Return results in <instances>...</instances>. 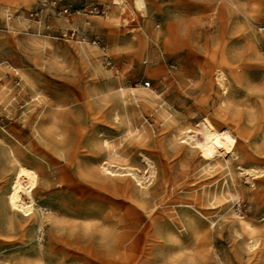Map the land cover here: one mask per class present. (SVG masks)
Wrapping results in <instances>:
<instances>
[{
  "label": "rangeland",
  "instance_id": "obj_1",
  "mask_svg": "<svg viewBox=\"0 0 264 264\" xmlns=\"http://www.w3.org/2000/svg\"><path fill=\"white\" fill-rule=\"evenodd\" d=\"M63 1L72 10L86 3L101 7L104 14L91 19V31L106 56L95 46L61 36L79 28L82 16H48L53 29L45 34L27 15L38 0H0V264H41L32 252H42L44 264H101L77 253L78 241L104 259L111 255L107 227H100L98 219L85 220L100 209L69 188L99 182L106 162L111 169L148 178L146 198L178 202L167 207L173 212L164 213L165 232L157 235L152 264H264V204L254 199L253 177L239 173L237 158L231 171L209 167L193 148L181 141L172 144L166 124L133 112L141 105L139 92L151 90L159 96L155 108L180 128L204 117L222 124L215 81L222 72L228 78V106L237 103L243 116L247 104L256 106L248 148L253 154L264 152V0H143L137 15L132 0H122L131 9L114 0ZM216 52L238 66V83L207 55ZM145 82L152 87L146 89ZM122 90L128 114L113 105V96ZM116 113L121 123L114 120ZM10 149L39 173L35 198L45 216L40 240L37 223L9 213L4 204L13 173ZM235 151L241 153L239 145ZM244 167L264 169V164ZM125 177L135 183L131 174ZM197 199L203 214L185 205ZM170 213L197 216L199 229L181 230ZM240 222H249L258 234L250 235ZM28 225L33 227L24 234L22 227ZM252 240L258 242L255 250L248 248Z\"/></svg>",
  "mask_w": 264,
  "mask_h": 264
},
{
  "label": "bare ground",
  "instance_id": "obj_2",
  "mask_svg": "<svg viewBox=\"0 0 264 264\" xmlns=\"http://www.w3.org/2000/svg\"><path fill=\"white\" fill-rule=\"evenodd\" d=\"M113 4L116 6L125 5V7L127 6L131 9V6L124 3L122 0H114ZM132 6L133 14L137 15V13L141 12L144 8V1L132 0ZM122 11L124 13L127 12L125 8H122ZM173 32L175 33V31ZM207 55L212 62L226 67L230 78L237 83L239 82L238 66L229 63L228 60H226L227 57L224 52L219 55H217V52L212 54L207 53ZM227 80L228 78L222 72H218L215 76V81L219 85L221 91L218 117L222 121V124H214L208 117H204L197 124L186 128H180V123L178 124L177 121L166 115L164 110L159 111L155 108L154 101L157 100L159 96L151 90L139 92L141 105L134 107L133 112H145L151 115L157 124H166L165 130L169 131L170 142L173 144L177 141H181L182 145H188L193 148L196 151V158L199 162L207 164L209 167H219L220 169L227 168L231 171L232 167H234V159L237 158L235 166L239 167V173L253 177L256 190L252 193V195L255 197L254 199L258 201L259 205H263L264 169L244 167L248 164H264V152H256V154H253V152L251 153L248 148L250 140L249 124L253 122L257 114L255 108L256 106L253 104H247L246 116H243L238 110H236V107L238 106L237 103L233 104L235 108H230L228 106L230 90ZM104 89L105 87L101 88L102 91ZM131 90L134 91L136 89L133 88ZM121 92L122 93H115L113 96V105L119 109L122 107L121 109L124 110L123 112L128 114L130 108L128 109L123 90ZM249 100L250 98H247L244 102L246 103ZM262 116L264 117V109L262 111ZM257 119L258 120L256 122L259 121L258 117ZM114 120L116 122L121 121L119 114L116 113ZM178 137L180 138L178 139ZM181 144L179 146H181ZM238 145L240 146V154H236L235 151ZM186 146L184 147L187 148ZM7 154V160L13 165V169L11 168L13 173L11 172L12 175L8 183V190L4 197L5 207L8 208L10 211L9 213L12 212L14 215H22L29 221L34 220L37 223V233H40V240L41 234L43 233L42 224L45 216L43 215V207L39 205L37 199L35 198V191L39 186V173L23 164L20 161V154H15V152L11 149ZM162 167L164 169L166 166L162 165ZM111 168V164L106 162L100 169V173H102L103 178L99 182L93 181L87 185L73 183L69 188L78 193V197L82 202L85 200L94 202L96 207L101 210V212H99V210L85 215V220L89 221L92 219H98L102 223V225H99L100 227H107L110 236L112 235V238L109 235V237L106 238H108V246L113 252L106 259H104L102 255L93 251L91 247L84 248L81 244H79V241H76V252L80 253L87 259L95 260L101 264H152V257L159 243L157 235L162 230L161 227L166 224L162 221L166 218L164 213L169 211L173 212L172 209H168L167 207L175 206L178 202H175L170 198H163L159 201L155 200V198L149 199L148 196L146 198V191L143 190L144 181L146 179L145 177H141L134 172L131 173L128 169L118 171L114 170L115 168ZM129 174H131L134 178L135 183L125 177L127 175L129 176ZM3 177H5V175H3ZM232 179V184H234L237 188V183L234 178ZM239 192L240 191H238L237 194ZM223 194L224 190L222 195ZM198 204L199 200L197 199L192 203L185 205L194 208L200 214H203L197 208ZM36 209H38L39 215L35 214ZM184 212L187 214L191 213L190 210H184ZM169 218L177 224L181 230H183L182 228L186 229L188 227L193 230H197L199 229V224L201 223L197 216L185 219V216L177 217L176 213H170ZM28 226L22 227L24 234L28 231V229L33 227L30 225ZM240 226L242 229L248 230L250 235H256L259 232V230L253 228L249 222H240ZM171 235H173V233H171ZM78 238L79 237H76L77 240ZM106 238H104V241ZM175 238H177V236ZM257 244V240H252L248 243V248L250 250H255L257 248ZM65 245L70 246L69 243H66ZM31 256L37 262L44 264V254L42 252H38L36 254L32 252Z\"/></svg>",
  "mask_w": 264,
  "mask_h": 264
},
{
  "label": "built area",
  "instance_id": "obj_3",
  "mask_svg": "<svg viewBox=\"0 0 264 264\" xmlns=\"http://www.w3.org/2000/svg\"><path fill=\"white\" fill-rule=\"evenodd\" d=\"M103 14L104 11L101 7L93 3H86L79 10H72L63 0H38V6L28 12L27 15L30 20L36 22L40 32H44L45 34H48L53 29L47 19L48 16L50 17L52 15L56 18H64L66 20H72L77 16H82L83 24L79 28L65 30L61 33V36L69 40L75 39L82 44L95 46L106 56L105 46L101 44L97 36L93 35L91 31V19ZM6 19L10 21L12 16L7 13ZM106 60H108V56ZM144 87L150 89L152 87L151 82H145Z\"/></svg>",
  "mask_w": 264,
  "mask_h": 264
}]
</instances>
